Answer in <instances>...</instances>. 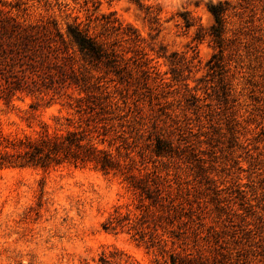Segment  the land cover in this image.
Returning <instances> with one entry per match:
<instances>
[{"label":"rangeland","instance_id":"rangeland-1","mask_svg":"<svg viewBox=\"0 0 264 264\" xmlns=\"http://www.w3.org/2000/svg\"><path fill=\"white\" fill-rule=\"evenodd\" d=\"M139 1L0 5L26 21L54 18L63 30L79 23L125 61L118 74L90 70L104 88L98 125L106 134L99 146L161 183L166 199L149 207L146 223L156 224L161 247L102 227L115 208L140 217L147 204L140 206L120 173L91 165L6 167L0 264H94L114 250L136 264H154L171 251L190 253L199 264H264V0ZM217 1L228 2L221 52L207 10ZM128 25L140 41L123 34ZM69 103L0 99V139L62 132L67 116L76 120Z\"/></svg>","mask_w":264,"mask_h":264},{"label":"trees","instance_id":"trees-1","mask_svg":"<svg viewBox=\"0 0 264 264\" xmlns=\"http://www.w3.org/2000/svg\"><path fill=\"white\" fill-rule=\"evenodd\" d=\"M139 3V0H132ZM227 1L207 5L213 23L209 34L221 52L224 15ZM114 21H107L113 23ZM186 27L191 20L183 16ZM113 26V25H112ZM201 30H203L201 28ZM123 34L132 42L140 41L134 28L127 26ZM152 50L164 55L159 47ZM215 57V54L213 55ZM127 65L116 49L88 33L79 23H67L63 30L54 18L26 21L0 5V99L10 101L14 96L27 95L34 99L67 97L73 115L67 116L62 132H42L36 136L4 135L0 139V169L6 167L53 168L62 164L91 165L104 173H120L138 194L143 212L140 217L122 214L117 208L110 213L102 227L109 231H123L147 237L150 246L161 247L162 239L155 233L156 224L146 223L149 207L163 206L166 199L161 183L147 174L134 173L131 167L99 146L105 141V131L98 125L104 112L103 84L91 69L118 74ZM34 108V103L30 104ZM145 224V225H144ZM151 229L152 231H150ZM171 251L154 264H199L194 256ZM84 264H91L85 262ZM94 264H136L117 250L102 252Z\"/></svg>","mask_w":264,"mask_h":264}]
</instances>
